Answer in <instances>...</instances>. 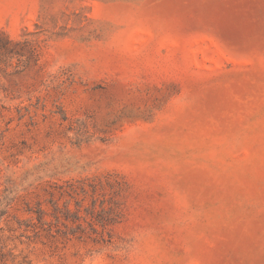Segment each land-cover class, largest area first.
<instances>
[{
	"label": "rangeland",
	"instance_id": "1",
	"mask_svg": "<svg viewBox=\"0 0 264 264\" xmlns=\"http://www.w3.org/2000/svg\"><path fill=\"white\" fill-rule=\"evenodd\" d=\"M6 38L0 264H264V0H0ZM108 175L109 235L47 231Z\"/></svg>",
	"mask_w": 264,
	"mask_h": 264
},
{
	"label": "trees",
	"instance_id": "2",
	"mask_svg": "<svg viewBox=\"0 0 264 264\" xmlns=\"http://www.w3.org/2000/svg\"><path fill=\"white\" fill-rule=\"evenodd\" d=\"M10 43V40L6 38L5 42L0 41V50L5 49L6 44ZM23 47L27 49L30 56L36 54V46L30 44L29 42H23ZM6 51V49H5ZM9 53L17 54V52L8 51ZM62 188V187H61ZM67 190H63L61 194H67L70 198L74 199L76 204V209L71 212L68 208V202L62 207L53 204L52 216L54 218L53 223H47V231L59 234L61 237L77 236L85 234V230L81 224L77 223L80 221V212L82 211V201L90 196L92 204L90 208L84 209L86 215L90 216V223L88 225L93 230V233L97 235L101 240L104 239V235L109 226L115 225L122 220V199L124 198L123 193L125 191V184L117 176L108 175L104 180L101 179H91L79 181L77 184H69ZM107 190V191H106ZM81 199H78V197ZM99 202L96 211L95 203ZM38 220L42 222L44 212L38 209ZM67 221H72L76 223L74 227L68 226ZM98 225L101 229L98 232L93 225ZM109 235V233H106ZM110 238V237H109Z\"/></svg>",
	"mask_w": 264,
	"mask_h": 264
}]
</instances>
